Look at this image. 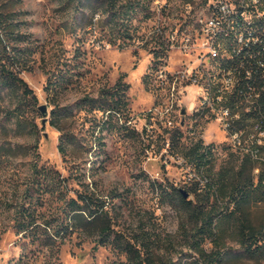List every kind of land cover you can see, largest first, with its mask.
<instances>
[{
  "label": "rangeland",
  "instance_id": "374dc122",
  "mask_svg": "<svg viewBox=\"0 0 264 264\" xmlns=\"http://www.w3.org/2000/svg\"><path fill=\"white\" fill-rule=\"evenodd\" d=\"M143 1L148 2V7L139 10L132 20L133 38L119 49L102 38L98 29L63 27L69 16L60 0H0L7 9L20 11L28 59L27 69L21 70L19 76L36 97L34 106L22 111L26 125L17 127L13 106L20 91L11 88L0 92V264L124 263L126 256L113 240L115 233L121 238H138L140 254L148 255L155 263L209 264L194 250L197 241L207 253L226 250L229 256L225 264H264V255L254 260L243 253L233 231L221 239L215 234L201 240L203 236L195 233V222L182 206L161 193V189L187 191L197 186L200 196L209 193L208 199L202 201L203 207L220 210L221 200L215 201L213 192L207 191L208 179H215L229 162L236 166L243 156L232 154L214 120L197 124V136L213 148L212 167L203 177L180 155L170 154L167 143L162 144V138L168 135L165 131L173 127L158 113L166 107L167 96L153 82V39L148 34L157 19L166 26L182 23V8L187 1L160 12L153 10L154 0ZM165 54L170 69L189 58L175 51ZM61 75L68 79L55 84ZM118 79L127 84L126 115L119 113L105 123H92L90 113L78 109L75 103L84 95L96 97L101 87H109ZM192 93L193 88H187L181 103L164 114L173 122L182 120L178 131L183 144L195 140L186 132L191 116L187 111L177 114V110L183 109V102ZM55 103L72 108L69 113L61 111L59 119L81 143H87L86 154L80 147L75 157L58 152L59 132L48 123ZM40 105L45 106L44 112L39 110ZM98 116L95 113V118ZM33 162L41 170L44 187L33 191L36 200L29 204L24 190L31 179ZM260 168L264 164L254 162L250 172L244 174L251 175L255 182ZM83 184L105 200L113 230L109 242L95 248L92 230L83 234L73 230L56 238L44 223L48 220L54 225L59 220L62 202L56 192L62 190L66 196H74ZM25 209L32 213L35 225L19 231V213ZM244 210L255 228L264 229V200L250 201Z\"/></svg>",
  "mask_w": 264,
  "mask_h": 264
},
{
  "label": "trees",
  "instance_id": "16d2710c",
  "mask_svg": "<svg viewBox=\"0 0 264 264\" xmlns=\"http://www.w3.org/2000/svg\"><path fill=\"white\" fill-rule=\"evenodd\" d=\"M60 5L69 16L64 20L63 27L70 30L98 29L102 38L121 49L133 38L135 29L132 20L138 15L139 10L147 9L148 2L143 0H60ZM27 49V42L21 29L20 11L9 10L0 2V92L11 88L20 91L13 106V114L18 118L17 127L26 125V121L21 118L23 109L32 108L36 102L33 91L19 76L21 70L27 69ZM64 79H68V76L61 75V79L55 80V84H59V81ZM126 89L127 84L118 79L109 87H101L96 97L84 95L75 103V106L78 109H84L85 113H90L92 123L96 124L100 121L105 123L116 114L126 115ZM71 109L69 106H59L55 103L54 110H50L52 118L48 123L59 132L56 144L58 152L62 156L75 157L80 151L79 147L84 149L85 154L89 148H85L87 143L83 141L81 143L76 134L70 129H65L60 122L59 113L61 111L69 113ZM95 113H99L97 118ZM165 132L168 135L162 138V144L167 143L170 154L180 155L185 162L193 165L198 175L203 177L205 173L208 174L212 167L210 160L212 152L203 145L200 138L189 144H183L179 141L180 133L177 128ZM232 154L235 153L232 152ZM242 156L239 164L235 166L234 162H229L224 169L217 172L215 179H208L207 191L213 192L215 201L221 200L220 210L215 211L212 206L208 209L203 207L202 201L208 199L209 193L207 192L204 197L200 196L197 186L187 191L175 187H172L169 192L161 189V193L182 206L195 222V233L203 236L201 240L205 236L215 234L218 239H221L228 235L229 231H233L243 253L257 260L264 255V229H257L250 223L244 206L250 201L264 200V168L259 169L256 181L253 182L251 175H245L244 172H250L255 161L249 156ZM33 163L31 179L24 190V197L29 204L36 200L33 191L44 187L39 175L41 170L36 167L35 162ZM182 191L187 194L186 197L183 196ZM56 193L62 202L59 220L54 225L48 220L44 222L46 228H51L53 237L62 238L73 230L82 234L92 230L91 233L96 236L93 248L109 242L113 230L107 209L104 208L103 198L96 197L87 184H83L82 190L75 192L74 196H66L62 190ZM190 194L192 197L188 198ZM229 205H231L230 208H228ZM19 215L21 217L19 231L32 229L35 225L32 213L25 209V212H20ZM114 238L119 251L126 256L125 262L120 264H178L172 261L155 263L148 255L140 254L138 238H121L119 233H115ZM200 245V242L195 241L194 250L200 259L208 261L209 264H225L229 256L226 250L219 248L207 253ZM190 264H197V262L193 261Z\"/></svg>",
  "mask_w": 264,
  "mask_h": 264
},
{
  "label": "built area",
  "instance_id": "2783aa9c",
  "mask_svg": "<svg viewBox=\"0 0 264 264\" xmlns=\"http://www.w3.org/2000/svg\"><path fill=\"white\" fill-rule=\"evenodd\" d=\"M179 1H187V8H182L183 22L166 26L157 19L148 34L153 39V58H162V66L156 67L154 73L159 90L167 96L166 107L158 111L160 119L180 130L182 120L176 123L164 118V114L170 111V101H177L178 106L181 92L193 88L192 99L183 103V109H178L177 114L187 111L190 119L199 116V121L214 120L230 151L264 164V35L249 37L244 48L235 47V40L242 37L236 36L239 22L250 16H257L258 22H264V0H246L245 3H238V0H154L153 10L173 8ZM231 11H238V19H230ZM219 26H227V33H219ZM205 29H212V35H218L217 46L205 48V39H208ZM224 35H232L229 50H222ZM168 50L189 58L178 68L170 69L166 64ZM213 51L229 57V65L224 67L229 82L227 91H219L215 98H206L204 59ZM225 96L233 97L234 109L225 107ZM254 131H262L263 139H255ZM186 132L197 139V129H189V122Z\"/></svg>",
  "mask_w": 264,
  "mask_h": 264
},
{
  "label": "bare ground",
  "instance_id": "6f19581e",
  "mask_svg": "<svg viewBox=\"0 0 264 264\" xmlns=\"http://www.w3.org/2000/svg\"><path fill=\"white\" fill-rule=\"evenodd\" d=\"M246 0H238V3H245ZM187 8V2L183 5ZM230 19H238V11L230 12ZM219 33H227V26H219ZM257 35H264V22H258L257 16H250L248 19H244V22H239L236 27V36L238 39L235 40L236 48H244L249 43V37ZM205 48H212L218 44V35H212V29H205ZM232 42V35H224L222 42V50H229V44ZM154 71H153V82L157 88V80H154V73H156V67L162 66V58H154ZM229 65L228 56H220V51H213L212 55H207L204 59V86H205V97L215 98L218 96L219 91H227L229 75L224 71V67ZM155 95V94H154ZM185 96V92H181V98ZM191 98H187L183 103H188ZM177 106V101H170V111L172 107ZM225 107L227 109H234V99L232 96H225ZM172 114V113H170ZM175 114V113H174ZM199 116H192L189 120V129H197L199 124ZM255 139H263L262 131H254ZM207 147L212 150L211 146L207 144ZM202 162V161H201Z\"/></svg>",
  "mask_w": 264,
  "mask_h": 264
},
{
  "label": "water",
  "instance_id": "95a60500",
  "mask_svg": "<svg viewBox=\"0 0 264 264\" xmlns=\"http://www.w3.org/2000/svg\"><path fill=\"white\" fill-rule=\"evenodd\" d=\"M39 110H40L41 112H44V111H45V106H44V105H40V106H39ZM43 123H44V120L42 119V120H41V124H43ZM182 192H183V196L186 197L187 194H186L184 191H182Z\"/></svg>",
  "mask_w": 264,
  "mask_h": 264
}]
</instances>
